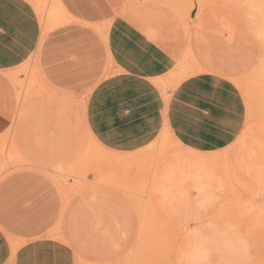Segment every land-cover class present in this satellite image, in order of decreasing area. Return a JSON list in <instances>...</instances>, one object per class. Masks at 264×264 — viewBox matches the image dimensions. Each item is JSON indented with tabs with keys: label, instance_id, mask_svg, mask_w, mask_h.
<instances>
[{
	"label": "crops",
	"instance_id": "1",
	"mask_svg": "<svg viewBox=\"0 0 264 264\" xmlns=\"http://www.w3.org/2000/svg\"><path fill=\"white\" fill-rule=\"evenodd\" d=\"M62 1L71 20L42 37L32 0H0V71L39 49L52 83L71 97L68 115L115 151L145 149L165 125L192 149L188 153H211L237 137L244 118L232 79L260 53L255 39L232 27L219 7L198 13L195 6L185 25L154 1ZM187 55L200 72L166 88L162 81ZM50 153L59 154V162L51 156L45 167L20 170L0 183V264L120 263L140 232L133 205L100 188L96 176L71 195L58 188L39 169L65 168L81 151L69 145ZM204 170L196 158L175 155L153 167L150 195L162 217L187 221L183 202L208 193ZM58 226L60 239L54 237ZM200 245L179 249L176 264H210L208 245Z\"/></svg>",
	"mask_w": 264,
	"mask_h": 264
},
{
	"label": "rangeland",
	"instance_id": "2",
	"mask_svg": "<svg viewBox=\"0 0 264 264\" xmlns=\"http://www.w3.org/2000/svg\"><path fill=\"white\" fill-rule=\"evenodd\" d=\"M148 1L172 9L185 25L187 20L192 21L190 13L195 6L198 13L217 6L232 27L255 39L260 53L256 63L232 79L244 118L237 137L211 153H188L192 149L185 148L165 125L143 150H112L96 140L75 119L77 116L68 115L71 97L52 83L38 49L21 65L0 71V183L27 173L36 165L45 167L51 156L59 162V154L54 155L51 150L76 145L81 153L65 168L57 163L53 169H37L70 195L86 188L91 184L89 179L96 176L100 188L112 189L133 205L140 232L136 245L118 264H176L179 249L194 248L200 243L209 247L210 264H264V0ZM32 3L40 18L42 37L72 18L62 0ZM199 72L187 55L162 83L173 88ZM165 97L169 99L171 95L166 93ZM74 107L72 111L76 110ZM171 155L196 158L203 163L208 187L207 194L183 202L189 218L181 224L162 217L150 195L153 167ZM194 228L197 233H190ZM54 237H61L59 226Z\"/></svg>",
	"mask_w": 264,
	"mask_h": 264
},
{
	"label": "bare ground",
	"instance_id": "3",
	"mask_svg": "<svg viewBox=\"0 0 264 264\" xmlns=\"http://www.w3.org/2000/svg\"><path fill=\"white\" fill-rule=\"evenodd\" d=\"M201 2V1H200ZM203 4H205L204 2H203ZM263 4V3H262ZM186 76V75H185ZM183 79V78H182ZM20 90V89H19ZM165 97V96H164Z\"/></svg>",
	"mask_w": 264,
	"mask_h": 264
}]
</instances>
